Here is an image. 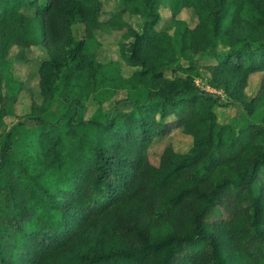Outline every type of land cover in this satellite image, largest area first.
<instances>
[{"label":"trees","instance_id":"1","mask_svg":"<svg viewBox=\"0 0 264 264\" xmlns=\"http://www.w3.org/2000/svg\"><path fill=\"white\" fill-rule=\"evenodd\" d=\"M160 2L137 0L144 19L123 75L74 38L72 25L92 19L82 1L0 0V68L10 39H37L40 94L52 102L63 82L58 118L33 111L34 130L17 120L0 132V264H264V0H181L197 21L173 36L157 28ZM172 41L191 55L186 65L172 66ZM201 70L224 102L196 86ZM86 73L141 86L145 98L83 118L75 94ZM253 73L261 79L247 96ZM228 105L262 117L219 123L214 108ZM173 128L190 146L166 145L151 164L150 143Z\"/></svg>","mask_w":264,"mask_h":264},{"label":"rangeland","instance_id":"2","mask_svg":"<svg viewBox=\"0 0 264 264\" xmlns=\"http://www.w3.org/2000/svg\"><path fill=\"white\" fill-rule=\"evenodd\" d=\"M42 0H39L41 2ZM92 12V19L75 22L72 25L74 38H84L86 41L85 52L92 56L100 64H116L125 75L129 68L123 64V56L134 30H139L143 16L137 13V0H80ZM158 12L160 22L157 28H166L170 35L183 24L192 27L196 24V14L192 7L182 6L181 0H160ZM16 13L31 17L32 9L29 7H19ZM170 19L173 22L169 24ZM99 23L93 27L94 23ZM3 23L0 22V25ZM175 27L176 30H175ZM5 28V27H4ZM0 26V31L4 30ZM6 29V28H5ZM29 34L30 31H28ZM13 42L9 40L6 49V61L9 63L0 68V109L5 108L6 113L0 123V132L17 120L24 121V128L35 129L36 125L29 118L33 111L42 112L48 120H55L59 117L60 98L63 92V82H59L56 87L53 101L43 97L39 92V67L46 59V50L37 39H29V42ZM176 57L172 66L186 65L191 55L189 53L178 52V44L172 41ZM219 50H222L219 48ZM209 53H212L210 51ZM261 73H253L248 77L247 85L244 89L247 96H251L257 90L261 79ZM207 72L201 70L195 78V84L199 90L209 92L216 96L220 102H224L225 96L221 89L213 88L208 83ZM100 73L82 74L77 85L76 98L80 105L78 113L83 118L90 117L96 113L103 117L113 115L119 111H128L132 100L142 101L145 98L146 90L143 87H130L124 82H109L103 79ZM219 123H229L237 126L247 122L258 121L262 117L263 110L256 109L249 117L245 116L241 109L235 105L214 108ZM71 112H69L70 114ZM62 131L64 128L59 126ZM81 130L80 127L77 128ZM30 131V130H29ZM25 141L24 134L19 136ZM29 144L34 143V137L26 140ZM170 145L176 152L181 153L190 146L189 137L184 135L179 128H173L168 134L156 137L147 149L149 162L156 165L164 146Z\"/></svg>","mask_w":264,"mask_h":264}]
</instances>
